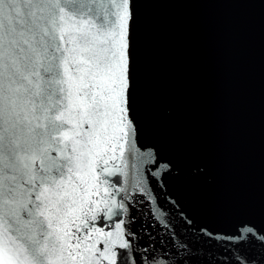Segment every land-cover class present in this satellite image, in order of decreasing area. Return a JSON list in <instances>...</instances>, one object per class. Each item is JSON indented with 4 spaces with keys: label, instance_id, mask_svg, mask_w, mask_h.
<instances>
[{
    "label": "water",
    "instance_id": "1",
    "mask_svg": "<svg viewBox=\"0 0 264 264\" xmlns=\"http://www.w3.org/2000/svg\"><path fill=\"white\" fill-rule=\"evenodd\" d=\"M129 12L127 135L91 196L112 211L89 230L76 219L81 239L115 264H264V0H129ZM5 41L0 28V136L23 141L17 117L3 123Z\"/></svg>",
    "mask_w": 264,
    "mask_h": 264
},
{
    "label": "snow or ice",
    "instance_id": "2",
    "mask_svg": "<svg viewBox=\"0 0 264 264\" xmlns=\"http://www.w3.org/2000/svg\"><path fill=\"white\" fill-rule=\"evenodd\" d=\"M0 17L3 123L17 117L11 126L26 134L21 141L5 127L0 136L7 141L0 196L9 209L0 219V264H115L111 249L100 252L90 235L81 239L75 220L88 217L81 225L89 230L95 213L112 211L91 196H101L100 173L111 174L106 157L116 158L127 135L129 0H0ZM90 232L112 236L95 224Z\"/></svg>",
    "mask_w": 264,
    "mask_h": 264
}]
</instances>
